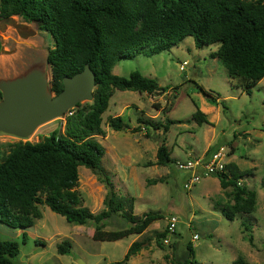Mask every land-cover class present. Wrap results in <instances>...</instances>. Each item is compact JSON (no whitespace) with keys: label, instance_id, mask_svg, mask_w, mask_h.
Here are the masks:
<instances>
[{"label":"rangeland","instance_id":"obj_1","mask_svg":"<svg viewBox=\"0 0 264 264\" xmlns=\"http://www.w3.org/2000/svg\"><path fill=\"white\" fill-rule=\"evenodd\" d=\"M14 18L25 28L16 30L10 24H0V78H12L38 67L46 68L50 80L46 57L53 47L52 36L36 22L25 21L20 16ZM28 30H34L35 34L23 38L21 34ZM216 47L196 48L193 38L188 36L167 51L152 56L139 54L133 59L118 61L112 69L113 73L123 76L137 70L155 78L165 88L151 96L115 89L102 114L104 135L95 136L106 150L102 165L114 190L135 198V214L157 211L162 218L153 221L142 234L105 241L94 239L93 222L68 223L46 205H38L41 218L24 230L25 239L22 229L8 227L0 217V240L18 244L19 252L11 258L14 264H78V259L84 264H110L122 260L134 240H141L144 245L123 264L178 263L185 256L188 241L193 245L199 264H231L233 257L239 254L251 264H264V187L261 185L264 179V77L251 95L244 93L237 80L228 77L221 62L210 57ZM184 61L187 64L180 69ZM196 84L211 94H219L223 103L208 102L197 91ZM175 86L176 91L172 89ZM202 100L212 109L204 112ZM194 103L210 123L199 124L191 118ZM67 115L68 111L62 118L41 124L27 138L0 132V159L18 140L36 142L52 132L62 133ZM109 115L122 116L128 127L113 130L107 124ZM139 115L152 118L156 128L146 132L145 129L133 130ZM168 118L181 122L169 124L164 132L162 125ZM163 137L173 159L165 166L155 163L156 150ZM216 150L225 153V162L232 157L241 171L252 172L242 180L256 192V204L251 213L255 219L252 225L255 246L250 245L241 232L240 216L230 221L212 207L217 202H231V187L221 189L217 177L212 175L202 177L186 190L183 183L188 175L174 166L175 159L185 160L190 155L203 158ZM78 178L77 189L84 205L94 213L103 209L105 183L83 165L78 167ZM173 214L179 218L176 230L160 238V247L155 232L163 231L167 218ZM127 225L119 215H114L104 220L102 226L116 230ZM193 232L197 238H193ZM65 239L71 242L70 251L60 254L57 245Z\"/></svg>","mask_w":264,"mask_h":264},{"label":"trees","instance_id":"obj_2","mask_svg":"<svg viewBox=\"0 0 264 264\" xmlns=\"http://www.w3.org/2000/svg\"><path fill=\"white\" fill-rule=\"evenodd\" d=\"M9 16L41 22L39 28L52 36L53 47L47 54L52 92L59 93L63 78L81 71L86 64L95 73L92 100L79 102L68 110L71 113L66 116L62 133L52 132L36 142L18 140L0 159L1 221L10 228L22 229L23 239L24 230L41 218L38 205H46L68 223L93 222L94 239L105 241L142 234L153 221L162 218L157 211L135 214V198L118 194L102 165L106 150L95 136L104 135L102 114L114 90L138 91L150 96L158 90L165 91L155 78L137 70L127 76L113 73L118 61L167 51L191 36L196 48L217 45L210 57L221 62L228 77L236 79L244 93L251 95L264 77V0H2L0 19ZM172 89L176 91L177 86ZM196 89L211 104L223 103L219 94H211L197 84ZM154 106L159 108L157 103ZM194 106L191 118L199 124L210 123L206 114L195 103ZM136 120L135 131L156 128L152 118L139 115ZM175 122L181 121L166 119L163 131L167 132L168 125ZM107 124L113 130L128 127L120 115H109ZM172 160L163 137L155 163L165 166ZM81 165L107 186L104 208L95 213L84 205L77 189ZM213 175L222 189L231 187V202H217L212 207L230 221L240 216L241 232L255 246L252 234L255 219L251 213L256 192L242 180L252 175L251 170L241 171L236 163L227 162L221 172ZM261 185L264 187V179ZM114 215H119L128 225L116 230L103 229V221ZM166 234V227L155 232L160 247V238ZM143 243L134 240L122 260L110 264L126 263ZM70 247L71 242L65 239L58 243L57 251L66 254ZM18 252L15 241L0 240V264H14L11 258ZM165 264H199L191 241L186 244L183 260ZM231 264L250 263L239 254Z\"/></svg>","mask_w":264,"mask_h":264},{"label":"water","instance_id":"obj_3","mask_svg":"<svg viewBox=\"0 0 264 264\" xmlns=\"http://www.w3.org/2000/svg\"><path fill=\"white\" fill-rule=\"evenodd\" d=\"M0 24H10L16 30L25 28L14 16L2 19ZM36 24L41 26V22ZM34 34V30H29L21 36L27 38ZM46 66H49L48 58ZM49 81L46 68L38 67L29 68L12 78H0V132L27 138L41 124L62 118L77 103L93 98L95 73L88 64L81 71L65 76L59 93L51 91ZM78 264L84 263L78 259Z\"/></svg>","mask_w":264,"mask_h":264},{"label":"built area","instance_id":"obj_4","mask_svg":"<svg viewBox=\"0 0 264 264\" xmlns=\"http://www.w3.org/2000/svg\"><path fill=\"white\" fill-rule=\"evenodd\" d=\"M183 66L180 69L184 68L186 61L182 62ZM69 114L71 112H68ZM223 150V149H222ZM222 150H216L208 158L203 157L199 158L194 155H190L185 160L175 159L174 166L175 168L184 171L188 176L183 183V188L186 190L191 189L194 184L198 183L202 177L212 176L217 172H221L225 167L224 161V152ZM179 218L176 215H170L167 218L166 230L169 235L176 230ZM193 238H197V234H193ZM167 242L168 240L165 239Z\"/></svg>","mask_w":264,"mask_h":264},{"label":"crops","instance_id":"obj_5","mask_svg":"<svg viewBox=\"0 0 264 264\" xmlns=\"http://www.w3.org/2000/svg\"><path fill=\"white\" fill-rule=\"evenodd\" d=\"M215 50H216V49H215ZM215 50H214V51H215ZM213 59H217V58H213ZM217 60H218V59H217ZM128 74H129V73H128ZM143 74H144V73H143ZM144 75L149 76V75H147V74H144ZM158 86H161V85L158 84ZM168 90H169V89H168ZM124 91H125V90H124ZM166 92H167V91H166ZM196 93L199 94L198 92H196ZM145 94L148 95L147 93H145ZM202 104H203L202 109H203L204 112H206V111L212 109V107L209 106V105H207L206 102H204V100H202ZM215 109H217V108H215ZM145 132H146V131H145ZM167 147H168V146H167ZM232 154H233V153H231L230 155L232 156ZM231 161L233 162V159H232V157H229L228 160H227L226 162H231ZM216 179H217L216 181H217L218 184H219V180H218V178H216ZM219 186H220V184H219ZM221 189H222V188H221ZM194 233H195V232H193V234H194ZM235 257H236V256H235ZM235 257H233V259H234ZM233 259H232V260H233ZM248 262H249V261H248ZM249 263H250V262H249ZM250 264H251V263H250Z\"/></svg>","mask_w":264,"mask_h":264},{"label":"flooded vegetation","instance_id":"obj_6","mask_svg":"<svg viewBox=\"0 0 264 264\" xmlns=\"http://www.w3.org/2000/svg\"><path fill=\"white\" fill-rule=\"evenodd\" d=\"M39 27V26H38ZM29 31V30H28ZM46 59H47V57H46Z\"/></svg>","mask_w":264,"mask_h":264}]
</instances>
